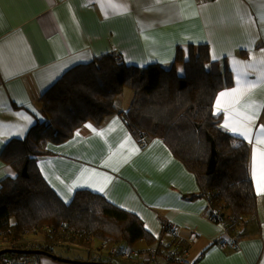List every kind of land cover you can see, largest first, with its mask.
I'll list each match as a JSON object with an SVG mask.
<instances>
[{
    "label": "crops",
    "instance_id": "crops-1",
    "mask_svg": "<svg viewBox=\"0 0 264 264\" xmlns=\"http://www.w3.org/2000/svg\"><path fill=\"white\" fill-rule=\"evenodd\" d=\"M201 45L211 61L225 64L221 68L226 67L234 81L218 92L213 113L221 117L226 132L243 139L223 124L229 112L239 119L237 111L243 113L245 105H254L259 113L250 124L255 137L264 126V0H0V133H10L21 124L26 129L20 136L5 135L0 153L8 141L24 138L36 122L44 120L41 95L75 65L116 54L127 65L169 66L177 55L186 59L190 47ZM222 92L236 95L222 98L217 113L216 100ZM122 106L117 110L124 111ZM24 115L31 117L30 124L19 119ZM243 140L250 149L257 226L256 233L238 243L222 224L207 217V202L198 197L194 175L169 147L154 138L141 150L118 114L99 126L85 124L64 143L47 144V154L37 167L63 202L69 203L77 190L86 189L138 217L162 242L158 264H166L164 245L170 251L179 247L174 251L181 257L189 255L192 264H264V192L257 193L252 173L253 150L264 152V144H255L254 138ZM14 176V170L0 160V183ZM104 177L103 192L85 186L68 193L74 184ZM167 224L171 228L165 233ZM147 247L141 241L134 249ZM94 254L95 260L57 256L112 263L118 259ZM133 257L131 264L138 262ZM39 264L68 263L40 258Z\"/></svg>",
    "mask_w": 264,
    "mask_h": 264
},
{
    "label": "trees",
    "instance_id": "trees-1",
    "mask_svg": "<svg viewBox=\"0 0 264 264\" xmlns=\"http://www.w3.org/2000/svg\"><path fill=\"white\" fill-rule=\"evenodd\" d=\"M190 48L188 58L177 55L169 66L127 65L116 54L94 57L69 69L41 95L44 120L24 138L8 141L0 153L15 172L0 183L1 250L55 254L53 248L63 246L121 253L141 241L154 248L162 244L138 217L96 192L79 189L69 203L63 202L38 170L47 144L64 143L85 124L99 126L113 114L134 138H158L169 147L194 175L207 217L222 224L233 242L256 233L249 146L226 132L213 113L218 92L232 86L230 71L209 59L205 45ZM126 88L133 91L132 101L120 111L115 100ZM29 256L42 257H17Z\"/></svg>",
    "mask_w": 264,
    "mask_h": 264
},
{
    "label": "snow or ice",
    "instance_id": "snow-or-ice-1",
    "mask_svg": "<svg viewBox=\"0 0 264 264\" xmlns=\"http://www.w3.org/2000/svg\"><path fill=\"white\" fill-rule=\"evenodd\" d=\"M215 55L213 56V59H215ZM235 92H222L220 94V97L216 100V109L217 113H219V110L221 108V101L224 97H230L235 96ZM238 102V101H237ZM246 111L243 113L236 112V115L240 117L239 119L233 118L231 112L228 113V115L225 118V123L223 124V127L226 130L231 131L233 134L242 137L245 140H248L249 142L253 141V138L255 140V144L260 145L264 144V126H261L259 131L255 134V137H253V133L250 127V124L255 120L256 116H258V109L254 105H245L244 106ZM251 108L252 111L249 112L247 109ZM19 119L23 120L25 124L31 123V117L28 115H24L19 117ZM90 127V126H89ZM24 124L16 126L14 130H12L10 133H0V142H3L2 138L5 135L13 134L20 136L25 131ZM259 157V171L257 170V160ZM253 177L256 179V186H257V193L260 194L261 192H264V152H258L256 149L253 150ZM98 173H93L92 176H98ZM107 181V177H104L102 180H93L91 178L85 180L83 183L80 184H74L72 187L68 188V193L71 194L75 187H89L93 188L95 191L103 192L104 191V184ZM65 202L67 203L68 200L66 199Z\"/></svg>",
    "mask_w": 264,
    "mask_h": 264
},
{
    "label": "rangeland",
    "instance_id": "rangeland-1",
    "mask_svg": "<svg viewBox=\"0 0 264 264\" xmlns=\"http://www.w3.org/2000/svg\"><path fill=\"white\" fill-rule=\"evenodd\" d=\"M221 65V63H220ZM230 77L232 79V83L234 82L233 81V76H232V73L230 72ZM132 97H133V91L126 88L124 89V91L117 97L116 99V102H115V105L116 106H122L120 104L122 103H127V105L129 106L130 104V101H132ZM128 106H122L123 108H125L124 110H126L128 108ZM163 231L165 233H167L166 231V225L163 229ZM163 234V233H162ZM95 244H97L96 241H94ZM161 242V240H160ZM148 247L147 248H144V249H134L131 248V252L130 254L128 255H124L122 253H120L119 251L118 252H113L114 248L110 249L109 250V253L108 252H105L103 251V249H100L98 254H101V255H108V256H111L113 258H118L117 260H115L117 263L119 264H131V261H133V259H131V256H137L138 258V262L140 263L141 261V264H143V261H146V262H153L155 264H158V261L159 259L161 258L160 257V253H161V250L163 249L162 248V244L160 243L156 248L152 247V246H149L147 245ZM100 248V247H99ZM155 249L157 254L155 256H153V258H151L150 260H147L145 259L144 257L148 255V252L150 250H153ZM174 249H179V247H175ZM173 250H169V248H167L163 254V257L162 259L165 260L166 264H186L184 263L183 260H186V261H190V257L189 255H187L186 257H181V254H179L177 251H174ZM53 252L56 254V255H64L66 257H69V258H72V257H82V258H95V256H97L96 254V249H88V248H80V249H77V248H74V247H71L69 249H67L66 247H63V246H56L55 248H53ZM41 258H47L45 256H42ZM174 258L175 261L174 262H171V259ZM176 258L178 260H176ZM113 261H110V262H103V263H112ZM134 263V262H133ZM113 264H116V263H113Z\"/></svg>",
    "mask_w": 264,
    "mask_h": 264
},
{
    "label": "built area",
    "instance_id": "built-area-1",
    "mask_svg": "<svg viewBox=\"0 0 264 264\" xmlns=\"http://www.w3.org/2000/svg\"><path fill=\"white\" fill-rule=\"evenodd\" d=\"M195 1L202 2V1H208V0H195ZM137 142L139 143V147H140L141 150H145L147 148L148 143L143 138H139ZM170 228H171L170 225L167 224L166 225V231L170 230ZM223 246H224V244H221V247H223ZM231 248L232 249L235 248V244L234 243H232ZM113 252H118V251H117V249H114ZM130 252H131L130 249H126V252L122 251L121 253L124 254V255H128V254H130ZM156 254H157L156 250L153 249V250H150L148 252V255L145 256L144 258L147 259V260H150ZM18 255L19 254H14V253L1 255L0 256V264H39V260L37 258H34L32 256H29L28 258H18L17 257ZM171 260H172L171 262L175 261L174 258H172ZM176 260H178V259L176 258ZM183 261L186 264H192L191 261H186V260H183Z\"/></svg>",
    "mask_w": 264,
    "mask_h": 264
},
{
    "label": "water",
    "instance_id": "water-1",
    "mask_svg": "<svg viewBox=\"0 0 264 264\" xmlns=\"http://www.w3.org/2000/svg\"><path fill=\"white\" fill-rule=\"evenodd\" d=\"M19 254V255H37V256H45L52 260L68 263V264H113V263H103V262H94V261H79V260H69L62 257H59L51 252L43 251V250H13V249H4L0 250V256L5 254Z\"/></svg>",
    "mask_w": 264,
    "mask_h": 264
}]
</instances>
